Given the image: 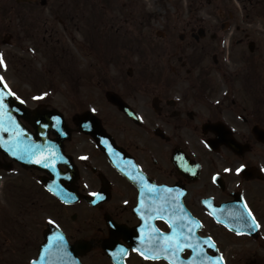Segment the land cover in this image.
Here are the masks:
<instances>
[{"label":"flooded vegetation","instance_id":"flooded-vegetation-1","mask_svg":"<svg viewBox=\"0 0 264 264\" xmlns=\"http://www.w3.org/2000/svg\"><path fill=\"white\" fill-rule=\"evenodd\" d=\"M188 1L161 9L153 37L144 11L115 14L111 0L100 9L93 0H0V77L31 110L19 122L34 134L38 114L57 109L64 117L47 134L59 151L53 167H25L0 152L9 166L0 167V264H30L47 233H62L79 264H169L164 255L145 260L133 249L141 246L138 236L151 234L140 232L141 211L147 217L153 201L159 206L177 192L202 225L194 239L205 255L264 264V34L253 32L264 31V0H206L210 20L198 16L201 0ZM114 15L116 25L109 23ZM25 46L42 59L40 70L25 59ZM57 94H71L67 103L83 110L68 116L53 105ZM93 132L114 152L113 164ZM240 164L246 167L237 174ZM135 175L159 189L144 193L145 209ZM245 203L259 228L229 215L246 216ZM147 225L171 233L163 220ZM208 238L215 248L204 245ZM117 239L127 250L119 259ZM179 255L191 264L195 253Z\"/></svg>","mask_w":264,"mask_h":264},{"label":"snow or ice","instance_id":"snow-or-ice-1","mask_svg":"<svg viewBox=\"0 0 264 264\" xmlns=\"http://www.w3.org/2000/svg\"><path fill=\"white\" fill-rule=\"evenodd\" d=\"M0 64H3L2 58H0ZM0 130L4 132H11L12 135L9 140H4L0 138V147H3L12 157H16L20 160L30 159L33 155L41 153L43 151L42 146L35 144L34 142L28 143L22 141V130L19 129L18 125H15V122L12 120V117L8 115L7 108L8 104L6 103L7 97H15V99L20 100V97L16 96V93L13 92L6 83L3 81V77H0ZM23 103V101H20ZM93 111H95L93 109ZM3 117H7L5 121ZM45 117L41 116L36 120L37 124L41 123ZM51 120L56 121V124H53V127L59 123L58 117H50ZM44 127H48V124H44ZM25 143L26 146L21 148V144ZM55 153H49L47 157L41 156V158L36 159L34 162L36 164H43L44 167H53L54 165L48 163L49 160L55 159ZM63 159V157H59ZM244 164H240L235 168V172L240 174L245 169ZM264 170V169H262ZM225 172L230 171V169L225 168ZM133 180L138 181L140 184V208L145 209L144 202V193H155L159 191L157 186L150 185L145 181L143 176L135 175L130 177ZM216 177H213L215 180ZM52 189H49L51 191ZM168 194L172 193L171 188L164 189ZM63 192L62 189L57 190V194ZM95 197L102 198L99 193H91ZM183 195L182 192H177L175 196H170L163 198V203L159 206L155 205L153 201L150 206L147 207L148 216L146 217L144 212L141 211L140 218L143 222V225L140 227V232L143 233L145 227L150 229L149 235H140L137 238L141 242V246L133 249L145 260H156L159 259L161 255H164L169 259V264H183V261L180 258V253H183L186 249L192 250L195 255L192 258L191 264H222L223 257L208 256L205 255V248L200 245L199 239H194V229L201 227L199 221L194 220L185 210L183 205L180 203V196ZM63 198L65 201L69 199V194L64 192ZM74 199V197H73ZM96 201H92L95 203ZM127 203V202H125ZM207 203V201H205ZM244 212L247 213L245 216L243 212H230L229 215L234 216L238 219L239 222H243L249 228V230H254L260 227L256 222L255 216H253L251 210L248 208V205L245 203L243 206ZM147 219H160L163 220L168 227L171 229L170 234H161L160 229L156 228L154 225H147ZM251 220L249 224L248 221ZM51 224H55V221H49ZM113 228L117 238L121 235L120 228L116 224H110ZM57 227H59L57 225ZM243 234V233H238ZM85 245L89 242L85 240ZM208 248H215V243L211 238L206 239L204 242ZM147 245V246H146ZM113 247L115 252L113 253L114 257L119 259L121 255H127V250L119 245L118 239L114 241ZM196 257H201L198 262ZM41 264H71V253L67 248V241L65 236L62 233H57L50 241L47 246L43 249V254L40 257Z\"/></svg>","mask_w":264,"mask_h":264},{"label":"rangeland","instance_id":"rangeland-1","mask_svg":"<svg viewBox=\"0 0 264 264\" xmlns=\"http://www.w3.org/2000/svg\"><path fill=\"white\" fill-rule=\"evenodd\" d=\"M72 1L78 2L79 0H72ZM101 1H102L101 4H99V3H97L96 0H93V5L97 6L95 8L100 9V7H104L103 2H108L109 0H101ZM111 2L112 3L109 4L110 6H113V7L116 6V13L115 14H118V9L121 7H123V10L119 11V13L124 12V9H129L135 13L134 16L136 18L140 17L139 12L144 11L147 14L146 16L149 17L150 23L152 24V30L151 31H152L153 37H155L156 31L160 29V25L162 23L161 17L163 14V10H165V9L169 10L173 6L185 7V6L189 5L188 0H111ZM106 5H108V4H106ZM198 6L203 7V9L201 10V13L198 14L199 18H201V19L203 18L204 20L205 19L210 20V11H211L212 6L208 5L206 0H201L200 5H198ZM144 7L146 9H144ZM161 9H163V10H161ZM103 11H104L105 16H106L105 20H107L109 18V15L113 12L112 9H110V8L105 9ZM103 11L94 10L93 14L95 16H98L101 13L103 14ZM127 13L128 12H126V14ZM116 17H120V16L114 15L113 17H110L109 23H112V24L114 23L116 25L119 21V20L115 19ZM77 19H78V17H77ZM102 23H103V26L105 28H108V29L111 28V27L109 28V26H106L104 21ZM112 24H109V25H112ZM253 32H255L258 37L260 35L264 34V31L261 28L255 30ZM74 34H77V33H74ZM77 38H79L78 35H77ZM7 50L9 51L10 49H7ZM23 50H25V52L23 53L25 59L26 60L31 59V64L33 66H35L37 68V70H40L42 67V64H43L42 59L40 57H37V56L33 57V59H32V57H31L32 53H28L26 51V46L23 47ZM81 64L82 65L89 64V62L81 61ZM70 95L71 94H69V95L57 94V95H55V101L53 102V105L56 108H58L61 111H64L68 116H71V115L76 114V113L80 112L81 110H83V109L79 108L78 105H76V104L67 103L69 97H72ZM0 180L2 181L1 178H0ZM0 197H2L1 193H0ZM27 262H28V258H25V263H27Z\"/></svg>","mask_w":264,"mask_h":264},{"label":"water","instance_id":"water-1","mask_svg":"<svg viewBox=\"0 0 264 264\" xmlns=\"http://www.w3.org/2000/svg\"><path fill=\"white\" fill-rule=\"evenodd\" d=\"M0 87H1V85H0ZM6 103L8 104L7 113H8V115H10L12 117L13 121L19 120L20 117H24L27 119L29 118V112L27 111V109H25L21 103L16 102L13 99V97H11V96L7 97ZM43 116H45L46 119H50L51 113H44ZM3 119L6 121L7 117H3ZM62 119H63V117H62ZM17 124L18 123H15V125H17ZM18 126H19V129L22 130V133H23V135H22V141L23 142H28V143L34 142L35 144L42 146L43 151L41 153L35 154L36 156L41 157V156L49 155V153H53V150H52L53 143L49 142L48 139H46V137L43 134V130H44L43 124H41V123L40 124H37V123L33 124L34 128L37 131V133L35 135H31L23 127H21L20 125H18ZM58 126H59V124H58ZM7 133H8V135H5L4 132L2 130H0V138H3L4 140H9L12 133L11 132H7ZM99 135H100L99 133L93 132V136L98 139L99 148L106 153L109 161L111 163H113L114 162V152L107 145L106 141L99 138ZM24 146H26L25 143H22L21 148H23ZM0 151L7 153V154H10L3 147H0ZM35 155H33L30 159H25V160L18 159V160L20 162H22L25 166H35L34 161L36 160L35 158H37ZM37 159H39V158H37ZM53 237H54L53 235L47 233L45 243L41 246V249L39 252V257L36 261H33L32 264H41L40 257L43 254V249L45 246H47L49 244V241ZM76 246L79 247V245H76ZM68 251L71 253V264H79V261L77 259L78 250L75 249L74 247H71L68 249Z\"/></svg>","mask_w":264,"mask_h":264}]
</instances>
